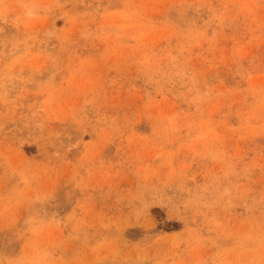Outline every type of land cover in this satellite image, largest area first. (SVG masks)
<instances>
[{
	"label": "rangeland",
	"instance_id": "1",
	"mask_svg": "<svg viewBox=\"0 0 264 264\" xmlns=\"http://www.w3.org/2000/svg\"><path fill=\"white\" fill-rule=\"evenodd\" d=\"M0 264H264V0H0Z\"/></svg>",
	"mask_w": 264,
	"mask_h": 264
}]
</instances>
